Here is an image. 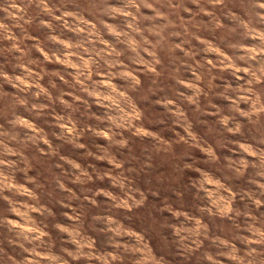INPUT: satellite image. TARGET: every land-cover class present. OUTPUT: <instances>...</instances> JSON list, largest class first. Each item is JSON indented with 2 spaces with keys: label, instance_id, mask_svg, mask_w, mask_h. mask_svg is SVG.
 I'll return each instance as SVG.
<instances>
[{
  "label": "clouds",
  "instance_id": "1",
  "mask_svg": "<svg viewBox=\"0 0 264 264\" xmlns=\"http://www.w3.org/2000/svg\"><path fill=\"white\" fill-rule=\"evenodd\" d=\"M0 264H264V0H0Z\"/></svg>",
  "mask_w": 264,
  "mask_h": 264
}]
</instances>
